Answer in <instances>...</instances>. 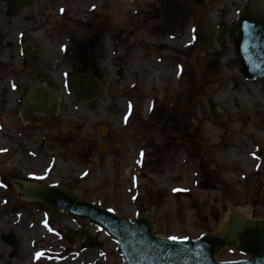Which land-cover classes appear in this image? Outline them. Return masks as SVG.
Masks as SVG:
<instances>
[{"label":"rangeland","instance_id":"rangeland-1","mask_svg":"<svg viewBox=\"0 0 264 264\" xmlns=\"http://www.w3.org/2000/svg\"><path fill=\"white\" fill-rule=\"evenodd\" d=\"M153 2L80 0L83 22L72 27L70 11L69 33L44 44L48 64L62 70L96 53L104 80L88 104L62 96L73 112L56 131L28 130L9 111L11 96L0 94V264H124L94 225L18 200L13 181L69 188L129 221L147 213L161 239L219 234L214 226L229 206L249 207L252 220L264 215V79L240 76L233 47L221 50L215 28L242 0H217L178 37L148 14ZM56 142L59 154L47 149ZM10 233L14 249L2 240ZM241 257L223 250L216 259Z\"/></svg>","mask_w":264,"mask_h":264},{"label":"water","instance_id":"water-1","mask_svg":"<svg viewBox=\"0 0 264 264\" xmlns=\"http://www.w3.org/2000/svg\"><path fill=\"white\" fill-rule=\"evenodd\" d=\"M161 9L167 29L180 35L191 9L181 0H163ZM223 34L221 30L219 41L224 47ZM230 39L239 74L249 82L264 79V19L239 18L230 28ZM68 88L78 100L92 101L98 94L91 78H71ZM13 184L18 200L42 203L72 220L95 225L116 243L117 256L124 264H264V215L251 220L248 212L228 207L225 221L214 226L219 234L203 233L193 240L161 239L153 236L154 224L147 213L138 212L134 221H128L80 198L66 187L17 181ZM3 241L13 248L17 245L11 234L4 236ZM224 249L239 252L244 258L215 259Z\"/></svg>","mask_w":264,"mask_h":264},{"label":"flooded vegetation","instance_id":"flooded-vegetation-1","mask_svg":"<svg viewBox=\"0 0 264 264\" xmlns=\"http://www.w3.org/2000/svg\"><path fill=\"white\" fill-rule=\"evenodd\" d=\"M153 1L151 3L153 7L148 14L152 15L154 20L158 16L166 29L161 9L163 0ZM182 1L192 10L190 19L193 15L200 14V10L213 9L212 7L218 3L217 0ZM78 2L80 0H0V94L11 96L9 111L15 112L16 118L23 121L28 130L38 129L49 132L62 125L64 119L72 116L70 113L73 111L70 105L68 102H64L62 97L71 95L74 98L73 93L66 86L70 77L93 78L99 87L97 98L101 95L104 80L97 70L99 69L98 57L95 52L94 57L88 58L87 61H78L74 65V69L68 71L62 70L60 66L49 65L43 48L44 44L46 45L53 37L69 33L67 27L70 23V11H74L72 27L83 22V19L77 18V8H74ZM242 2L243 4L239 7L240 11L234 14L235 16L229 19L228 23H215L218 34L221 28L225 31L224 49L228 45L232 46L229 28L239 17L247 15L264 19V11H260L257 7L259 5L264 8V0L261 4L256 5H254V0H242ZM223 5L221 4V6ZM252 5L254 7L251 8ZM94 7L89 5L90 10ZM91 43L90 41L89 44ZM73 48L78 56L83 55L84 48L81 43L77 41ZM86 50L89 48L87 47ZM61 62L63 63L62 59ZM90 63L92 65L85 68V65ZM54 77L60 78L59 83L53 81ZM32 96L34 99L31 100ZM2 104L5 106L7 103L3 100ZM22 117L23 119H21ZM125 129L128 130L127 127ZM20 130H24V128ZM76 133L77 130L74 134ZM107 133L108 131L101 135L99 142H104L103 139ZM43 138L41 137V139ZM122 138L123 136H120L119 140ZM59 145L58 142L48 144L47 149L56 151L59 149ZM53 153L59 154L58 151H53Z\"/></svg>","mask_w":264,"mask_h":264},{"label":"bare ground","instance_id":"bare-ground-1","mask_svg":"<svg viewBox=\"0 0 264 264\" xmlns=\"http://www.w3.org/2000/svg\"><path fill=\"white\" fill-rule=\"evenodd\" d=\"M124 110H125V111H124V115H128L129 108H128V107H125ZM229 207H231V206H229ZM236 209H239V210H242V211L248 212L249 217H250L249 207H245V208H236ZM223 221H225V220H223ZM223 221H221V222H223ZM221 222H220V223H221ZM17 227H18L20 233H21L23 236H27V237L30 236V235H29V232H28V230H27V227L24 225L23 222L18 223V224H17ZM31 260H32V259H31ZM31 260H29V263H31Z\"/></svg>","mask_w":264,"mask_h":264},{"label":"snow or ice","instance_id":"snow-or-ice-1","mask_svg":"<svg viewBox=\"0 0 264 264\" xmlns=\"http://www.w3.org/2000/svg\"><path fill=\"white\" fill-rule=\"evenodd\" d=\"M141 155H143V154L141 153ZM173 239H174V238H173ZM40 255H41V254H39V253L37 254L38 257H39Z\"/></svg>","mask_w":264,"mask_h":264}]
</instances>
